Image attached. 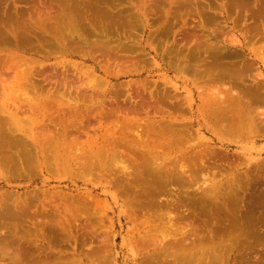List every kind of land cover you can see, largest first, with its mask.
Returning <instances> with one entry per match:
<instances>
[{
  "label": "rangeland",
  "instance_id": "obj_1",
  "mask_svg": "<svg viewBox=\"0 0 264 264\" xmlns=\"http://www.w3.org/2000/svg\"><path fill=\"white\" fill-rule=\"evenodd\" d=\"M77 1L82 3L81 13H84L83 9L86 8L83 5L86 6L87 3L94 5L89 4L93 11L86 9L88 11H85L83 16L81 14L77 22L78 32L83 31L82 35L84 34L83 38L81 32L78 34L82 38L80 40L82 45H79L80 38L76 31L71 30L76 27L71 28L69 33L76 34V38L75 34L71 35L77 43L72 42V37L67 33L69 29L64 30L66 35L63 39L57 40L54 31H50L47 27L49 25L53 28L59 19L60 10L67 8L59 0H0V118L11 122L17 115L21 120L25 118L35 123V129L26 133L28 143L38 157L41 149L47 151L49 140L47 129L42 128L41 125L47 128L48 121L55 122L62 117L66 121L65 126L73 128L79 126L82 120L81 126L68 131L66 139L83 141L88 136H93V140L100 134L110 132L115 135L113 148L131 155L127 137L137 138V135H142L143 142H136V147L144 146V141L148 144L157 143L164 149L166 164L176 163L181 170H184V175H191L192 182L180 188L191 197L200 198L203 190L208 189L210 183L207 177L202 178L192 174L200 166L198 163L200 156L206 165L216 162L217 171L221 170L214 179L217 185L227 187L229 180H237L239 177L243 186L241 195L249 198L259 193L262 188L258 187L256 180L259 179L264 184V130H256L255 127L251 128L250 132L249 125L245 123L243 128L247 131L245 129V132L242 131L243 136L236 133L234 136L233 130L216 131L214 125L218 127L219 124H215L209 117L216 103L210 102L204 108L203 101L211 97L212 91L217 94L215 90L229 89L231 82L217 80L215 73L217 70L213 69V51L208 49L210 44L213 46L218 44L219 47H216L223 48L220 49L223 53L231 51L239 54L237 57L225 60L226 62L242 61L251 64L253 70L250 68L251 71H248L250 73H247L249 76L244 84L254 82L264 86V0ZM96 3L101 6L97 7ZM50 7L52 11L50 10L49 13ZM97 9L99 13L106 10L103 13L107 14L98 15ZM258 10L263 16L261 19L256 15ZM50 14L51 24L48 23ZM97 15L101 18L99 19ZM90 18L96 21L99 19L100 22L102 19L105 20L101 23L97 21L100 23L99 29L92 25ZM105 25L109 27L103 30L101 26L105 27ZM166 26L168 29L164 30ZM256 27L259 28L256 30ZM246 37L249 40H246ZM99 43L101 47H96L95 44L99 46ZM74 45L75 47L77 45V48ZM208 90L211 92L206 93ZM234 92H239V89H235ZM170 96L174 97L173 101L177 106L181 105L179 108L170 109L160 103V100L167 103L166 97L170 98ZM110 103L120 104L123 107V115L128 119L122 118V122L108 125L107 122L114 120L101 119L98 114L94 116L99 105L109 106ZM70 104H85L89 108V113L83 110L80 117L72 116L71 110L74 109ZM140 104H143L142 108ZM131 105H135L136 110L131 109ZM254 116L264 119V104L256 107ZM153 119L166 125L159 127L163 129L159 133L160 136L156 134L160 131L157 126L154 130L151 129L150 134L144 130ZM59 128L63 127L60 124L56 128L49 125V129L55 131ZM16 134L23 133L16 132ZM6 135L4 131L0 133L1 145L5 142ZM81 147L78 146L79 154L84 153ZM127 153L118 156L123 161V165L135 167L147 163L145 157L139 162L131 161ZM15 154L12 148L3 152V156H15ZM86 155L90 158L94 157L93 152H86ZM111 155L105 157L106 161H110L108 162L110 166L114 163V159L110 158ZM93 160L95 161V158ZM36 161L42 164L40 159H36L35 164ZM40 164L37 169H31L28 173L7 177L9 169L13 167L12 161L0 163V193L3 198L8 196L10 202H13L17 198L26 197L32 203L31 217L20 225L22 231L26 230L25 233H28L25 236L20 235L19 225L13 223L12 227H6L0 224V235H6L10 240L9 245L12 246L6 247L0 242L2 252L5 248L3 256L0 252V264H16L11 262V257L8 255L11 256L10 251L19 244L35 249L41 260L36 264L40 262L47 264V250L50 256L48 259L55 261L57 257L59 263L63 259L61 261L63 264H68V261L71 264L74 261L76 264H148L149 261L152 262L151 258L159 248L160 250L166 248L167 243L175 237L180 238V235L177 237L176 233H172V229L163 230L164 233L167 232L165 235L161 232L160 235L157 231L159 236L157 240L161 239L156 240L158 244L156 242L152 245L143 244L144 242L139 244L136 240L147 233L146 236L156 234V230L149 231V227L141 233L133 230L135 226L129 219V215L133 212L131 210H135L141 218L142 212L148 209L146 198L132 199V194L129 192L134 182H137L139 187L146 186L145 181L148 177H144L142 173L141 177H137L134 170L114 168L109 171L110 174L105 175L100 173L95 163L91 173L84 174L81 169H76L74 175H66L59 174L57 170H48L47 164ZM132 173L134 176H131ZM175 186L179 185L175 184ZM177 187L173 188L175 194L173 196L170 195V189L161 193L157 197V203H166L167 199L172 197L178 199L175 197L179 190ZM88 196H91L90 200L87 199ZM65 197L69 199L68 205L74 201L83 210L77 217L66 222L64 228L76 234L69 239L58 234L49 238L47 237V234L50 235L47 228V202L63 201ZM71 197L78 199L79 203ZM131 199L134 202L130 201ZM138 201L143 205L137 209ZM196 207L200 210L199 206L191 204L185 205L180 211L172 208L162 212L167 221L169 213L176 215L175 227L178 226L185 232L191 233L187 237L190 242L196 236L199 237L194 240L201 239L202 232L208 230L204 229L205 212L200 211L201 221L186 218V215H190V211L196 210ZM149 211L156 215L160 210L153 207ZM257 212H264V204L259 206ZM36 214L38 217L35 219ZM166 219L155 217L152 223L163 225ZM197 225H199L198 233L196 230L193 231ZM162 236L166 238L163 239ZM135 240L139 247L136 246ZM163 244L167 246L164 247ZM103 245L107 260L102 261L100 256L85 254L91 249L100 250ZM140 245L145 247L154 245L157 248L154 249L153 246L152 249L148 247L147 250ZM249 245L245 243L243 249L238 250L241 254L245 251L242 255L234 251L225 253L226 256L230 254L231 259L229 256L223 258L222 255L218 259L221 260L220 262L211 259V263L264 264V244H255L257 246L253 247L256 251ZM49 246L53 248L50 249ZM73 246H78L76 254ZM54 250L58 252L55 253L56 256ZM36 252L34 255H37ZM254 252L259 253L255 255ZM146 257L148 263L145 261ZM171 258L166 257L167 261ZM166 259L161 255L158 264L165 262ZM172 260L171 263L168 261V264L179 262L175 263ZM203 261L206 262L204 259ZM27 262L35 263L34 260L29 259ZM198 262L200 264L201 260ZM207 262L210 264L209 259Z\"/></svg>",
  "mask_w": 264,
  "mask_h": 264
},
{
  "label": "bare ground",
  "instance_id": "obj_2",
  "mask_svg": "<svg viewBox=\"0 0 264 264\" xmlns=\"http://www.w3.org/2000/svg\"><path fill=\"white\" fill-rule=\"evenodd\" d=\"M59 1L64 3L67 8L60 10L59 17H58L59 19L53 28H51L49 25L47 27L49 28L50 31H54V34L56 35L57 40L58 39L60 40V38L63 39V37H65L66 35V33H64L66 31L65 29H69L67 33H69V31L71 30H74V32L76 31L75 33L77 35L80 34L81 32L80 35L83 38V35H84V34L82 35L83 31L78 32L79 30H77V27H76L77 22L80 20L81 14L83 16V14L86 13L85 11H88L89 9L93 11L92 7L91 8L89 7L90 5L92 6L93 3L91 4L89 3L90 5L88 3H87L88 5L85 3L86 6L83 5L84 8L86 7L85 9H83V11L84 10L85 11L84 13L83 12L81 13L80 11L82 10L80 8L82 7L81 2H78L77 0H59ZM99 3H96L98 5L97 7L101 6V4L99 6ZM101 8L103 9L104 7L102 6ZM51 9L52 7H50V9L48 10L49 13ZM98 9H97L98 15L106 11V10L104 11L102 10V12L99 13ZM51 14L48 16V23H50L49 19L51 18ZM103 14H107V13H103ZM98 15L97 17H99L100 19L101 16H98ZM256 15L258 19H261V17H263L260 10H258ZM90 19L94 20L93 18H90ZM92 20H91L92 25L97 26L99 28L100 23L104 21L105 19H102L101 22L99 20L100 23L97 22L98 20L97 21L94 20L93 22ZM95 21H96V25L94 23ZM73 27H76V28L74 29ZM86 27H89V25H86ZM106 27L108 28L109 26L108 25L107 26L105 25V27L101 26L103 30ZM166 28L167 26L165 27L164 30H166ZM258 28L259 27H256V30ZM74 32L69 33L70 36L72 37L71 40L73 39L72 42L75 41V38H76L75 37L76 34ZM71 34H75L74 35L75 38ZM163 34H165V32ZM67 38L70 39L69 36H67ZM82 38H80L78 42H80ZM246 40H249L248 37H246ZM77 45L76 47L74 45V47L77 48ZM79 45H82L81 42ZM95 45L96 47H101V44L99 46L98 44H95ZM216 46H218V44H216ZM216 46H213L212 44H210L208 45V49H211L213 51L212 52L213 66H214L213 69L217 70L215 72L217 74V80L218 81H223V80L231 81L229 82V85H230L229 89L227 88V90L225 91L212 89V90H215L217 94H215L212 91L211 97H208L207 100L203 101L204 108L207 107L210 102L216 103L215 104L216 107H214L209 113V117L212 119V121H214L215 124L217 123L219 124L218 127L214 125L217 128L216 131L221 130L220 132H222V131H228V130L232 131L233 130L234 132V133L232 132L233 135L236 133V135L240 134V136L241 135L243 136L242 131L245 132L246 130L245 128H243L245 127V123L249 125L250 132H251V128L253 129L255 127L257 128L256 130H259V129L264 130V119L259 116H254L256 107L264 104V86H261V84L254 83V82L253 84L255 85H253L252 83L248 85L244 84L245 80L249 76L248 74L250 73L248 71H251V69L253 70V67L251 66V64L242 62V61L226 62L225 60H228L233 57H237L239 56V54H235L234 52L233 54L231 51L229 53L227 49L226 51L228 53H223V51L222 52L220 51V49H223V48L220 47V49H218L219 46L218 47ZM195 55L196 54H194V56ZM235 89L237 90L239 89V92H234ZM210 92L211 90H208L206 93H210ZM166 98L168 99L167 103L165 101L160 100V103L166 105V107L172 109V108H179L181 106V105L177 106V104L173 101L174 97L170 96V98L168 97ZM110 104L111 105L109 106L99 105L97 107V113L94 114V116H97L98 114L101 119L107 118L110 120H114L112 122H107L108 125L116 124V122L117 123L122 122V118L128 119V117L123 115L122 113L123 107L120 104H117V103H110ZM142 106L143 104H140L141 108ZM70 107L74 109V110H71L72 116H76L77 118L80 117L83 110L86 113H89V108L85 104H80V105L70 104ZM131 109L136 110L135 105H131ZM146 115H150V114H146ZM13 118H11L13 119V121L11 122L10 120L9 121L6 120L5 118H0V133L4 131L5 134H7L5 138V142L2 145L0 144V163L4 161H8V162L12 161V165H13V167L9 169V173L7 174V177H13L14 174L28 173V171H30L31 169H37V166L40 163L36 161V164H35L34 161L36 159L37 160L40 159V162H42V164L44 165L47 164L46 167L48 168V170H57L59 174L63 173L66 175L68 174L74 175L76 169H81L82 172H84V174H88V173H91V169H93L94 164L96 163L95 167L100 171V173L102 172V174H105V175H107L108 173L110 174L109 171L113 170L114 168H120L125 171L134 170L135 173L137 174V177H141V173L143 174L144 177L146 176L148 177V179L145 181L146 182L145 187H141V185L139 187L137 182H134V184L133 182H131L133 185L129 192L132 194L131 195L132 199L136 198L137 200L143 197L146 198V203L148 207L147 211L149 213H147V211L142 212L143 216H141L140 218L139 214H137L135 210H131V212L132 211L133 212L129 215L130 217L129 219L130 221H133L132 225L135 226L133 230H136L141 233L144 229H148L149 227V231L156 230V234L150 233L151 235L146 236L148 235L147 233L146 235H144L145 237L140 236L139 240L138 239L136 240L139 242V244L140 242H144L143 244L146 243L147 245V243H151L150 245H152L153 242H156L157 237H159L158 233L161 232L162 235L163 234L165 235L167 234V232L164 233V231H171L172 229L174 231V232L172 231V233L177 234V235L175 234V236L178 237V235H180L179 239H177L176 237L174 238V240L177 239V241H174V240L171 241L170 239L171 241L170 242L167 240L168 242H170V243H167L168 246L166 245L167 246L166 247L164 243L163 245L166 248H162L161 250L159 248V251H157V253L154 256L152 255L153 256L151 258L152 262H150L148 260V257H146L145 261L146 260L149 261V263L146 261L148 264L160 263L158 261L161 259V255L165 256V259L167 256L170 258L172 257L171 258L173 259L172 262L176 263L179 261L176 264H179V263L181 264L180 261H183L186 264H191L195 258L198 259L199 257L202 258V259L201 258L198 259V260H201L200 264H203V263L208 264L209 261L207 262V259L210 260V264H214L215 262L211 263L213 259H215L216 262L218 263V261L219 262L221 261L218 259L221 258L222 255H223V258L228 257L230 255L229 254L228 256H226L227 254L225 253H230L234 251V252H237V254L238 253L241 254L240 253L241 251L238 252V250L243 249L245 243H248V245L250 244L249 245L250 248L253 247L255 244L257 245L261 243L262 245L264 244V212H261V213L257 212V210L259 209V206L264 204V184L259 179H257L256 182H257L258 187L259 188L261 187L262 190H259V193H256L252 197L248 198L245 195H241L243 186L241 184L242 182L240 183L239 177H237V180L235 179H232L231 181L229 180L227 187H224L225 185H217V182H215L214 179L216 178L217 174H219L221 170L217 171L218 166L216 162L210 165H206L202 156H200L199 161H198L200 166L196 168L192 174L194 176L199 175L202 178L207 177L210 183H208L209 184L208 189L203 190L202 192L203 195L200 198L199 197L194 198L184 193V191L180 189L182 188L181 186H185L188 183L192 182L191 175L190 174L188 176L184 175V170H181L176 163H172L170 165L166 164L165 159L167 158L163 155L164 149L160 147L157 143L148 144L146 141H144V146L140 148L136 147V142H141V141L143 142L142 135L141 136L137 135V138L133 136L127 137L128 143H129L128 150L132 151V154L130 155L126 151H119L117 148H113L115 135L110 132H105L103 134H100L96 139H93V140H92L93 136H88L87 139H83V141L79 139L78 140L77 139H71V140L66 139L65 137L67 136V133L70 129H76L79 126H81L83 123L81 120V124L79 126H76L73 128H67V126H65L66 121L64 120V118L60 117L58 121L53 122V120H50L51 123L48 121V124L54 126L55 128L58 126V124H60V126L63 127V128H59L57 131H55L54 129H49L48 124H47V128L44 127V125H41L42 128L47 129V139L49 140L47 142V151L41 149V152L38 157L36 155L37 154L36 151H33L32 148L30 147L31 145L28 143L27 133H26L27 131L29 132L31 129L32 130L35 129L36 127L35 123L32 120H28L25 118L21 120L17 115H15ZM73 123L74 122L72 121V125ZM156 126L160 130L156 133L157 135H159V133L163 130L162 128H159V127H166V125L153 119L151 120L150 124L147 127H145L144 130H146V132L150 134L151 129L154 130ZM16 132L18 133L22 132L23 134L18 135L16 134ZM154 137H156V135ZM78 146H82L81 149L84 151L83 154L78 153L80 150ZM8 148H12L16 152L15 156L14 155L3 156V152H5V150H7ZM86 152H89V153L93 152L94 157L93 156L92 157L95 158V161L93 160V158H90L88 155H86ZM124 152L130 156L131 161L139 162L142 158L145 157L147 163L145 165H137L135 167H133V165L129 166L128 164L123 165V161L120 160L118 156L121 153L123 154ZM108 155H111L110 158L114 159V163H111V166L108 164V162L110 161L109 160L106 161L105 159V157H107ZM136 155L140 157H137ZM17 160L18 162L20 160L19 162L20 165H18ZM131 176H134V174L132 173ZM256 176H258V174ZM246 183L248 184L249 181H247ZM175 184L176 185L178 184L179 186L177 187L175 186ZM260 184H263V185H260ZM174 187H177L179 189L178 193H176V196H175L178 199L175 200L172 197L170 199H167L168 200L167 201L165 198L167 202L164 203L162 202L160 198V201L162 203L158 204L157 197L161 193L167 192L170 189L169 191L170 195L172 196L175 195L174 190H173ZM90 197L91 196H88L87 199L90 200L91 199ZM71 198L74 200H77V203H79L78 199L73 198V197ZM132 199L130 201H133ZM68 200L69 199L65 197L63 201L59 200L58 202H54V203L47 202V228L49 229L48 232L50 233V235L47 234V237L51 238L52 235L55 236V234H58V235H62L69 239L70 237H73L76 234L75 232L71 230L66 231L64 228H65V225L67 224L66 222H69L70 219L77 217L80 214V212L83 210H82V207L80 209V207H78L77 204L74 203V201H71V205H68L67 204ZM10 201L11 200L8 196L3 198V195L0 193V224L1 226H6V227H12L13 223L17 226L19 225L18 231L21 233L20 235L25 236L28 233H25L26 230L22 231V228H20V225L23 224L25 219H27L28 217H31L32 203H30L29 199L26 197L17 198L13 202H10ZM38 203L39 201L37 202V204ZM136 204H137L136 206L137 209L142 207L143 205L140 201H138ZM191 204L199 206L200 210H197L198 207H196V210L190 211V215H186V218L190 217L193 219V221H201L202 219L199 215H202V212L200 211L205 212L206 213L205 214L206 223H205L204 229H208V230L206 232H202L201 239L194 240L199 237V236H196L195 238H192L191 240L193 241L190 242L187 237L191 233L185 232L184 230L178 228V226L175 227L174 218H176V215L169 213V217L167 221V219L164 217V213L162 212L167 209H172V208L179 209L180 211L182 208H185V205L190 206ZM153 207L155 209L160 210L161 212L155 211L157 212L156 215L151 213L149 209H152ZM151 214H153L154 216ZM37 217H38V214H36V217L34 218L36 219ZM155 217L163 218L166 220L164 221L163 225L153 224L152 221L155 219ZM194 230H196V233H198L199 225L194 227L193 231ZM162 238L164 239L166 237L162 236ZM0 242H3L2 244L5 245L6 247L11 246L9 245L10 240L6 237V235H0ZM156 243L158 244V242ZM139 244L137 243L136 246L139 247ZM150 245L146 247L140 245V247L142 246L141 248H144V249L147 248L148 250V247ZM104 246L105 245L101 246L100 250H96V248L95 250L91 249L89 250L90 252L87 251L88 253H85V254L87 255L93 254L95 256H100L102 258V261L103 260L105 261L108 258L106 259L107 256H106V253L104 252ZM136 246L134 245L135 248ZM152 247H149V248L152 249ZM49 248L51 249L53 248V246H49ZM153 248L155 249L157 247L154 246ZM34 250L35 249H33V247L22 246L21 244H19V246L12 248V250L10 251L12 252L11 256L8 255L7 253L5 254L11 257L10 260L12 263L25 264L29 259V260H34L35 262V263L29 262V264H36L37 262L41 260L39 259L37 252ZM73 250H74V254H76L78 250V246H73ZM253 250H255L254 247H253ZM4 251H5V248H4ZM4 251L2 252V249L0 250L2 256H3ZM31 251L36 252L35 254L37 255H34V252L32 253ZM48 251L49 250H47V261L44 260V262L46 261L47 264H63L61 262L63 259H61L60 263L57 257H55L57 261L54 258L53 259L55 261L48 259L50 257ZM51 252H50V255H51ZM81 252L82 251L80 250V254ZM53 253L55 255V253L57 254L58 252L57 250L56 251L54 250ZM244 253L245 251L242 254ZM258 253H256L255 255H257ZM39 254H41V252H39ZM61 256H62V253H61ZM240 256L239 258L241 259ZM63 257L65 258V256ZM163 258L164 257H162V259ZM229 258L231 259L230 256ZM74 259L76 258L74 257ZM171 259H169L168 261L170 262ZM196 259L193 261L194 263L192 264H195V262L196 263L198 262V260ZM203 259L206 260L207 263L204 262ZM230 259L228 261H230ZM168 261L166 262L167 264H168ZM80 262H77V263H80ZM110 262H112V260ZM165 262L161 264H166ZM74 263L76 264V261H74ZM26 264H28V262ZM68 264H71V262L68 261ZM142 264H145V263H142ZM225 264H227V262Z\"/></svg>",
  "mask_w": 264,
  "mask_h": 264
}]
</instances>
